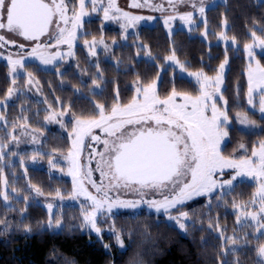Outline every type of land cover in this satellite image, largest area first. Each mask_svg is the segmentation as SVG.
Returning a JSON list of instances; mask_svg holds the SVG:
<instances>
[{
  "label": "trees",
  "instance_id": "16d2710c",
  "mask_svg": "<svg viewBox=\"0 0 264 264\" xmlns=\"http://www.w3.org/2000/svg\"><path fill=\"white\" fill-rule=\"evenodd\" d=\"M202 7L205 9L204 20L190 31L175 28L169 36L164 25L156 20L153 24L138 26L125 43L120 42L119 28L110 22L107 24L102 17L84 20L85 30L78 37L80 40L84 42L90 36H96L94 39L104 38L107 46H111L112 39L116 38V45L110 49L102 47L96 56L88 57L80 42L76 46L75 61L59 62L51 69L40 68L35 61H26L23 63L26 75L10 77L7 61L0 59V101L8 100L0 103V115L4 120L0 123V142L4 146L10 140L7 132L14 131L15 135L16 131L20 134L22 130L33 132L39 141L36 150L17 152L16 158L7 151L4 162H0L5 178L10 181L8 191L14 186L19 192V197L14 194L7 202L11 203L12 211L5 209L6 202L0 198V219L7 218L13 224H19L21 229L27 223L34 230L31 235L15 229L0 235V264H65L66 259L75 261V264H132L133 260L140 264H219L220 241L215 227L208 228L209 220L214 226L217 222L221 227L226 226L228 235L233 234L234 227L237 235L251 231L243 223L236 225L232 201L243 203L250 200L255 191L254 184L234 185L224 198L228 203L221 201L217 208L213 201L211 212L204 207L206 198L188 202L187 207L180 210L190 211L196 225L195 229L189 227L187 235L163 214L146 209L131 213L122 210L112 221L118 230L123 229L122 247L117 245L110 232H103L97 238L94 233L79 229L72 233L67 229L37 231L40 223L46 222L47 212L34 192L25 191L29 184L40 187L44 195L39 198L44 203L57 190L69 193L71 181L50 173L43 166L49 157L70 151L68 133L73 129V121L91 120L109 113L114 106L126 105L133 100L136 87L141 90L157 78L158 89L172 94H197L201 76L219 78L212 85L218 91L214 102L227 116L228 145L239 149L243 144L251 149L264 141V104L259 96L251 97L255 103L250 105L248 102V60L243 50L245 43H252L247 36L254 28L264 36V0H208ZM224 20L225 24H222ZM205 32L207 35H202ZM222 34L226 39L220 38ZM233 37L236 38L235 44L232 43ZM173 54L177 64L166 61ZM255 60L264 65V57L257 55ZM97 65L101 70V77L97 80L99 88L92 84ZM181 65L186 66L181 68ZM12 86L15 90L8 97L7 89ZM19 87L24 90L20 91ZM117 87L119 95L114 100ZM170 98L161 97L162 108H167ZM94 104L106 107L98 112ZM61 111L67 116L65 127L59 129L54 122L46 126L45 117ZM60 119L64 121L63 116ZM19 145L29 147L27 142L14 143L12 151ZM34 155L38 162L35 167L21 166L18 162L20 158ZM26 195L32 197L27 205L23 201ZM22 209H26V213L20 223ZM57 211L63 213L66 225L79 223L73 219L80 216L79 207L63 206ZM108 225H111L109 221L102 227L108 229ZM103 244L111 245L110 249L106 251ZM247 254L248 249L239 246V251H230L227 259L231 261L240 256L243 260ZM245 264H252V260L247 259Z\"/></svg>",
  "mask_w": 264,
  "mask_h": 264
},
{
  "label": "snow or ice",
  "instance_id": "6c2138e0",
  "mask_svg": "<svg viewBox=\"0 0 264 264\" xmlns=\"http://www.w3.org/2000/svg\"><path fill=\"white\" fill-rule=\"evenodd\" d=\"M70 2L74 3V0H65V5ZM84 5H96L97 3H103V0H82ZM202 2V0H201ZM0 3L6 4L7 0H0ZM113 0H109V4H112ZM180 5L191 7V11L183 12L179 15V19L187 23L190 27L196 24L194 18V12L197 10V0H179ZM145 5H148V8H145ZM149 9L152 11H160L163 8V4L160 3V0H135L134 3L129 4L127 9L121 10L117 0H114V7L111 9L112 12L119 11H129L130 9ZM195 10V11H193ZM99 10L95 7L92 8V13H96ZM106 11L105 21H108V9ZM198 11L204 13L205 9L199 7ZM82 18L80 17L79 25L75 32H70L66 30V27H61V24H57L56 32H51L50 28L44 30L39 35H33L31 37H23L20 47L24 52L28 54V57H34L39 60L43 65H51L55 61L61 59V57H73L75 53L72 51L74 47V42L77 41V33L82 28ZM7 16L4 12V9L0 7V24H3ZM113 19L119 20L120 16H113ZM153 19V17H151ZM172 20L173 17L164 18L163 24L165 29H168L167 20ZM50 22V27H51ZM66 23V22H65ZM222 24H225V20L222 21ZM4 29L0 28V33ZM87 34V33H84ZM202 35H207V32L202 33ZM221 39H226L222 34ZM252 43H245L243 45V50L248 60L247 66V78L249 83L248 100L249 104L255 103L254 99L251 97L259 96L261 104H264V65L261 64L260 60H255L257 55L264 57V36L254 28L247 36ZM23 41H28L29 44L26 45ZM55 41V44H53ZM97 43H103V40L97 42L95 39L91 41L92 47L89 48V54L91 56L96 55L95 45ZM232 43H236V38L233 37ZM64 44L67 45L69 51L64 52L58 50L60 46ZM89 42L85 41L84 46L88 47ZM32 46V51H27V47ZM107 45H105V49ZM259 48L260 52L256 53V49ZM38 50V51H37ZM47 52V55H45ZM17 61V64H20L23 67V60ZM170 61H175L176 56L173 54L168 58ZM253 60L255 64L253 65ZM227 62V57L225 63ZM186 65H181V68H184ZM223 67V65H221ZM17 69L15 67H10L9 75H13ZM101 77V70L99 65H97V74L93 78L92 84L99 88L100 85L97 83V80ZM256 81L257 86L252 87V82ZM32 81L29 80V84ZM157 85L159 84V78H157ZM138 84V82H137ZM136 84V85H137ZM13 85L15 82L13 81ZM15 88L9 87L7 89L6 95L8 97L12 96ZM140 89L136 87V99H139ZM116 95L113 97L114 100L118 98L119 88L115 89ZM60 103V102H59ZM71 105H69V108ZM106 105L94 104V108L99 112ZM264 111V109H262ZM64 117V121H61V117ZM45 119L51 120L53 122L60 123L61 127H65V120L67 116L64 111L60 113H53ZM79 123V122H77ZM9 142L4 145V150L0 151V162L5 160V155L8 153L5 150L7 149L11 152V156L15 157L17 155L16 151H12L11 145L12 141H15L16 144H19V139L13 133H8ZM70 139H78L75 132L68 133ZM33 142L39 143L33 137ZM243 150L247 151L246 145H241L237 149L233 156L227 160L221 159H211L203 168H201L197 173H194L192 177L184 181H176L170 187H166L167 181H156L149 185V188H154L155 192L150 191H137L136 200H132V193H124L122 196L119 191H115L114 188L104 189L102 187L103 181L97 183L93 179V173H89V176L85 177L82 172H77L75 175L72 171H68L66 174L71 176L73 190L70 194V199L73 201H79L80 204V216L74 217L73 219L79 220L78 224H68L66 225L63 220V213L58 212L57 200H63L64 197L61 194L60 190H57L55 193V198L51 201H47L43 207L46 209L47 218L45 223H40L37 231H64L67 229L69 233L77 231L79 229L81 232L88 234H95L97 238H100L103 235L102 225L107 224L108 221L114 220L116 216L120 213L121 210L131 213L133 210H138L141 206H147L148 209L154 210L157 214H163L167 217L168 221L175 222L179 230L184 234H188L189 227L195 229L196 222L193 220L190 211H181V208L187 207L188 202L193 201L196 198H206L207 203L204 207L211 212L215 201V207L219 208L221 205L219 202L224 201L225 204L228 202L224 198L229 195L232 191L234 185L242 178L247 177L249 180L255 181L256 188L252 193L251 199L243 203H237L235 200L232 201V208L235 210L236 214V225L243 223L246 229H251V231H244L242 235L236 234V228H233V234L228 235V229L226 226L221 227L217 222L214 226L211 222V219L208 223V228L213 229L217 232V237L220 241V253L219 264H245L247 259L252 260V264H264V141H260L258 146H253L251 150V155H240L237 157L236 153ZM39 155V153H38ZM36 159V156H33V160ZM24 165L23 159H21V166ZM49 166L56 167L55 160L49 159ZM63 171V169H61ZM170 179V178H169ZM85 181L91 185V188L87 187ZM10 181L5 178L4 168L0 166V198L4 202V207L8 211H12L11 203H7L13 199V195L19 197V192L13 186L11 191H8ZM141 187H144L141 184ZM92 189L95 190L93 193ZM29 193L34 192L37 197H42L44 195L40 187L29 184L25 189ZM151 196V200L148 197ZM83 197V199H81ZM158 197L160 199H158ZM32 199L30 195L23 197V201L27 205L28 202ZM21 211V221L25 218L26 209ZM173 213H177L174 215ZM202 223V220H201ZM15 229L16 231H23L26 235H31L34 233L33 228L30 224H23L21 229L19 224H13L9 219H0V235H3L5 232ZM115 238L117 245L122 246L121 234L123 229H117L114 224L108 225L107 229ZM239 246H243L248 249V254L242 260L240 256H236L233 260L229 261L227 256L230 251L238 252ZM103 247L108 251L111 247L109 244H103ZM65 264H75L73 260L65 261ZM132 264H140L138 260H133Z\"/></svg>",
  "mask_w": 264,
  "mask_h": 264
},
{
  "label": "rangeland",
  "instance_id": "374dc122",
  "mask_svg": "<svg viewBox=\"0 0 264 264\" xmlns=\"http://www.w3.org/2000/svg\"><path fill=\"white\" fill-rule=\"evenodd\" d=\"M10 0H7L6 4L0 3V7L4 9V12L7 16V7ZM163 3V8L160 11H152L149 9H130L129 11H119V12H112L111 9L114 7V0L112 4H109V0H103V3H97L96 5H84L82 0H74L69 4L65 5L64 7V16L59 24L61 27H66V30L70 32H75L77 26L79 25L80 17L82 18V28L77 33V41L74 42V47L72 51L76 52V46L78 43L81 42L84 46V42L80 40L78 37L81 33L84 32L85 28L83 26L84 20L89 21L90 18L95 16L102 17L105 21L106 16V9H108V21L107 24L110 22L112 23L113 27H117L120 30V42L125 43L127 37L130 34L134 33L136 28L140 25H150L153 24L156 20L163 24L164 18L173 17L172 20H167L168 29H165L169 36L172 35V32L175 28L185 29L190 31L200 22H203L205 17L204 13H200L197 10H193L194 18L196 20V24L192 25L191 27L181 21L179 19V15L186 11H191V7L180 5L179 2H175L173 4L166 3L165 0H160V3ZM164 1V2H163ZM119 4V8L121 10L127 9L129 4L135 2V0H117ZM187 2V0H185ZM65 4V0H64ZM95 7L99 11L96 13H92V8ZM148 5H145V8H148ZM57 13V11H55ZM119 15L120 19L116 20L113 19V16ZM153 17V19H151ZM66 22V23H65ZM55 20H52V25H54ZM4 23L0 24V28L4 29L2 33H0V59H4L7 61L10 67H15L17 71L13 73V75H9L13 77L15 75H24V68L21 67L20 64H17L18 60L25 58L23 63L26 61H35L40 68L51 69L53 66L58 64L59 62H66L69 63L70 61H75V55L73 57H61L60 60L55 61L51 65H43L39 62V60L35 59L34 57H28V54L23 51L20 47V43L22 41V37L20 33H13L4 28ZM54 28L51 29V32H56L57 24L53 26ZM83 31V32H82ZM96 36H90L88 38V47H85V51L88 57H93L89 54V48H91L92 44L91 41ZM96 40V39H95ZM103 40V43H97L95 45L96 54L98 53V49L102 47L105 48L107 45L106 39L101 38L96 40L97 42ZM26 45L29 44L28 41H23ZM117 39H112V45H116ZM55 44V41H53ZM109 45V44H108ZM35 45H31L27 47V51L31 52V47ZM111 46H107L110 49ZM106 48V49H107ZM58 50L67 52L69 49L67 45L62 44ZM256 50L260 51L259 48ZM38 51V50H37ZM47 55V52H45ZM96 56V55H95ZM166 61L169 63L177 64L175 61H170L168 58ZM76 62H74L75 64ZM253 65L255 64V60H253ZM9 74V73H8ZM26 75V74H25ZM219 78H205L201 76L198 82V89L199 92L197 94H187V93H167L163 89L161 91L158 89L157 80L149 83L142 87L139 96V99H136V92L132 101L127 103L126 105L122 106H114L109 113H102L100 116L87 120V119H76L73 122V129L69 132H75L78 139H70L71 140V149L67 154L49 157L47 162L44 164V168H46L50 173L56 174L58 176L67 177L71 181V189L70 192L65 194L61 192L64 199L57 200L58 209L63 206H77L80 210L79 201L71 200L70 194L73 190L72 185V178L71 176L67 175L68 171H72L75 175L77 172H82L85 177L89 176V173H93V179L96 180L97 183L103 181L102 187L104 189L114 188L115 191H119L120 194L123 196L124 193H132V196L129 197L132 200H136L138 197L136 196L137 191H150L155 192L154 188H149L148 186L151 185L153 182H146V183H134L128 181L125 177L117 176L113 163L112 157L117 152L118 146L121 142L129 140L132 136L140 131L151 130L154 132H162L166 130L167 136L169 139L176 141V148L178 155L181 159L180 164L183 165L186 162L188 163L189 167L186 170V174L189 175L191 171L195 170L194 173H197L201 168H203L211 159H221L227 160L228 158L233 156V153L237 150L234 147L228 145V134L226 132V119L227 116L224 114L222 109H220L215 104L214 97L218 95V91H215L214 86H212L216 80L218 81ZM248 79V78H247ZM220 80V79H219ZM220 82V81H219ZM257 86V82H252V87L255 88ZM19 90H24L23 87H19ZM170 96H169V95ZM166 98H170L167 104V108L163 107L160 103L161 97L165 96ZM8 100L3 99L0 101L1 104ZM169 106V107H168ZM53 114V113H52ZM164 117L166 118L164 120ZM170 120V121H169ZM4 120L0 115V123ZM79 122V123H77ZM53 121L46 120V126H50ZM58 126L59 129H62L60 123L54 122ZM181 123L183 126H189V134L192 140L196 141L197 143L201 144V147H204L203 155L196 157V149L195 146L190 145V142L187 141L184 135L179 131V124ZM4 125V129H5ZM167 128V129H165ZM8 129H6L7 131ZM11 132V131H10ZM7 132V133H10ZM14 134V131H12ZM26 133L31 135L26 137ZM19 139V144H25L27 142L29 147L21 146L15 148L14 151L22 152L24 150H36L37 146L36 143L33 142L34 133H29L24 130L21 131L19 134L16 131L15 134ZM25 137V138H24ZM36 139V138H35ZM16 143L12 141V144ZM256 144L255 146H258ZM4 150V146H2L0 142V151ZM251 149H247L246 152H237L236 155L239 157L240 155H251ZM8 151L7 149L5 150ZM27 154V153H25ZM8 155V153L6 154ZM16 158V157H15ZM52 158L55 160L56 167L49 166V159ZM4 162V161H2ZM21 164V158L18 160ZM23 162L25 164H29V166L35 167L38 162L36 159L33 160V157H23ZM195 167V168H193ZM63 169V171H61ZM180 175L181 177L185 175V172H180V174H176L174 178L167 179L166 187H170L179 179H176V176ZM238 183H245V184H254L256 188L255 181L249 180L247 177L240 179ZM87 187L91 188V185L85 181ZM141 184L144 187H141ZM235 184V185H236ZM93 193L95 190L92 189ZM48 201H51L55 198V194L49 196ZM83 199V197H81ZM151 200V196L148 197ZM158 199H160L158 197ZM41 204H45L41 199L38 197L37 199ZM140 209H146L148 211H154L147 208V206H141ZM122 211V210H121ZM136 212V210H133ZM155 212V211H154ZM177 214V213H176ZM174 214V215H176ZM113 220H109L111 224ZM172 222V221H171ZM175 224V222H173ZM115 225V224H114ZM176 225V224H175ZM116 227V226H115ZM103 232H109L107 228L102 227ZM122 236V234H121ZM119 247H122L119 245Z\"/></svg>",
  "mask_w": 264,
  "mask_h": 264
},
{
  "label": "water",
  "instance_id": "95a60500",
  "mask_svg": "<svg viewBox=\"0 0 264 264\" xmlns=\"http://www.w3.org/2000/svg\"><path fill=\"white\" fill-rule=\"evenodd\" d=\"M7 13L6 24L17 26L22 37L39 35L48 29L52 16L50 5L43 0H10ZM175 144L168 139L166 130L140 131L120 143L112 157L114 170L117 176L135 183L167 180L176 172Z\"/></svg>",
  "mask_w": 264,
  "mask_h": 264
},
{
  "label": "flooded vegetation",
  "instance_id": "af4514ba",
  "mask_svg": "<svg viewBox=\"0 0 264 264\" xmlns=\"http://www.w3.org/2000/svg\"><path fill=\"white\" fill-rule=\"evenodd\" d=\"M44 1L46 3H48L50 5V7H51V10H52L51 22L54 19L55 20V23L56 24H59L60 22H58V21L61 20L63 18V16H64V7H65L64 0H44ZM177 2H179V1H177ZM207 2H208V0H202V2H201V0H197V8L202 7ZM166 3L173 4L175 2H166ZM161 4H163L162 1H161ZM55 11H57V13H55ZM55 23H54V25H55ZM4 24H5L4 25V28L5 29H7V30H9V31H11L13 33H17V34L20 33V30H19L18 27H16V26H7L5 22H4ZM54 25L51 24L52 29L54 28L53 27ZM49 28L51 29L50 25H49ZM161 103L162 102H160L159 104H161ZM165 119L166 118L164 117V120ZM178 124H179L178 125L179 126L178 129L184 135L185 139L190 142V145L195 146V149H196V152H197L196 157L198 155L201 158V156L203 155L204 147L202 148L201 147V144H199L196 141H194V140L191 139L190 134H189V130H188L189 129V126L188 127H187V125H184L183 126L181 123H178ZM165 129H167V128H165ZM175 146H176V144H175ZM176 151H177V148H176ZM177 160L178 161L176 162V172L173 173L170 176L171 180H172V178L175 177L176 174H180V172H185V175L182 176V177L180 175H178V176H176V178L174 180L179 179V181H184V180L190 179L192 177V175L194 174V171L195 170L194 171L193 170L191 171V173H190L191 176L189 178V175L186 174V172H187L186 170H188L189 165H188L187 162L185 164H183V165L180 164L181 159H180V157L178 155V152H177ZM193 168H195V167H193Z\"/></svg>",
  "mask_w": 264,
  "mask_h": 264
}]
</instances>
